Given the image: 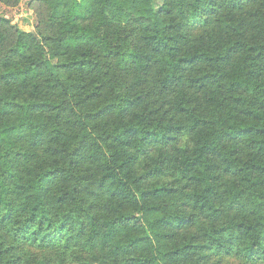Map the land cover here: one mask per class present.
<instances>
[{"label": "trees", "instance_id": "trees-1", "mask_svg": "<svg viewBox=\"0 0 264 264\" xmlns=\"http://www.w3.org/2000/svg\"><path fill=\"white\" fill-rule=\"evenodd\" d=\"M26 6L33 31L0 14V264L264 263V0Z\"/></svg>", "mask_w": 264, "mask_h": 264}, {"label": "rangeland", "instance_id": "rangeland-1", "mask_svg": "<svg viewBox=\"0 0 264 264\" xmlns=\"http://www.w3.org/2000/svg\"><path fill=\"white\" fill-rule=\"evenodd\" d=\"M27 0H22L16 8H9L0 4V14L10 18L13 24L17 25L24 31H33L36 24V15L31 12L26 6ZM158 0H156V4ZM213 264H264V263H251L242 258H227V257H214L212 258Z\"/></svg>", "mask_w": 264, "mask_h": 264}]
</instances>
